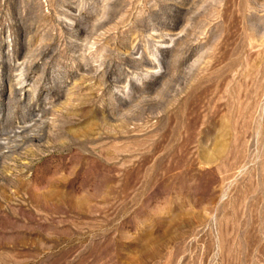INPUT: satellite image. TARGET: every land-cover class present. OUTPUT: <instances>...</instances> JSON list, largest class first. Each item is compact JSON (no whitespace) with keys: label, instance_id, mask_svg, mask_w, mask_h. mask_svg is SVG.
<instances>
[{"label":"rangeland","instance_id":"rangeland-1","mask_svg":"<svg viewBox=\"0 0 264 264\" xmlns=\"http://www.w3.org/2000/svg\"><path fill=\"white\" fill-rule=\"evenodd\" d=\"M0 264H264V0H0Z\"/></svg>","mask_w":264,"mask_h":264}]
</instances>
